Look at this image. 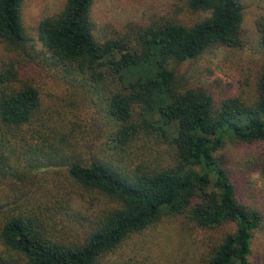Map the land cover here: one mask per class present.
Segmentation results:
<instances>
[{
    "label": "trees",
    "instance_id": "obj_1",
    "mask_svg": "<svg viewBox=\"0 0 264 264\" xmlns=\"http://www.w3.org/2000/svg\"><path fill=\"white\" fill-rule=\"evenodd\" d=\"M92 3L66 0L37 25L38 41L72 75L71 85L87 87L88 98L92 89L102 92L98 120L106 129L101 137L78 140L45 122L37 89L19 82L21 70L34 67L26 58L35 60L23 27V0H0V44L7 58L0 64V146L15 151L23 143L35 154L24 173L14 174L63 167L74 186L111 202L76 244L55 238L58 210L52 206H45L46 213L2 216L0 264H98L164 216H182L200 229L233 223L235 231L210 246L200 264H250L262 218L237 201L218 153L227 142H264V65L252 102L236 95L216 102L211 90L184 86L176 74V66L211 47L240 46L241 1L186 0L189 9L208 16L190 26L164 21L139 28L131 39L104 42L93 34ZM256 29L264 49V18ZM148 142L156 147H146ZM159 144L166 145L168 163L146 166L143 156L163 152ZM74 148L85 150V157ZM1 159L5 164L7 158Z\"/></svg>",
    "mask_w": 264,
    "mask_h": 264
},
{
    "label": "rangeland",
    "instance_id": "obj_2",
    "mask_svg": "<svg viewBox=\"0 0 264 264\" xmlns=\"http://www.w3.org/2000/svg\"><path fill=\"white\" fill-rule=\"evenodd\" d=\"M65 1L23 0L22 22L29 53L35 60L26 58L34 67L22 69L18 78L20 83L27 82L37 89L45 122L51 120L63 127V133L78 140L95 139L106 129L98 120V112L102 113L104 107L102 92L92 89L88 98L83 91L87 87L71 85L72 75H66L63 67L55 64L37 39L39 21L59 12ZM240 1L243 6L240 46L211 47L197 58L176 66V74L184 86L203 85L211 90L216 102L229 95L252 102L256 78L264 65V49L256 29V21L264 18V0ZM207 16L208 12L189 9L186 0H93L90 10L93 34L99 42L118 37L131 39L139 28L164 21L190 26ZM6 59L0 44V64ZM146 147L156 146L148 142ZM158 148L163 152L152 156L145 153L146 166L168 163L166 145L159 144ZM15 149L0 146V219L7 214H35L39 209L46 213L45 206H52V210H58L54 220L57 224L53 227L55 238L70 244L83 241L86 232L111 205L110 200L74 186L63 167L33 171L17 178L14 171L24 173L28 160L33 162L35 154L27 152L23 143ZM74 151L85 157V150L74 148ZM3 155L7 158L5 164ZM218 155L226 162L237 201L261 215V223L253 232L249 262L264 264V142L252 145L227 142ZM124 164L132 166L129 162ZM234 231L233 223L200 229L182 216H164L140 233L129 235L117 248L103 255L98 264H200L210 246Z\"/></svg>",
    "mask_w": 264,
    "mask_h": 264
}]
</instances>
